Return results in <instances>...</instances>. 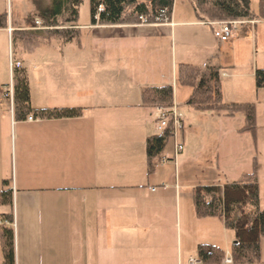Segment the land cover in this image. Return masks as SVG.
I'll use <instances>...</instances> for the list:
<instances>
[{
	"label": "crops",
	"instance_id": "obj_1",
	"mask_svg": "<svg viewBox=\"0 0 264 264\" xmlns=\"http://www.w3.org/2000/svg\"><path fill=\"white\" fill-rule=\"evenodd\" d=\"M175 3L163 25L91 26L80 25L78 18V40L65 42L30 24L40 19L38 11L22 19V0H10V5L5 0L0 9V88L10 85L13 60L27 74L34 109L83 110L75 119L29 122L11 114L8 101H0V162L7 158L11 167V178L0 191L12 193L15 264H188L190 258L198 259V245L224 248L230 256L234 238L228 241L220 220L209 226V238L221 231L223 245L214 239L194 241L184 233L191 215L190 185L181 183L178 157L174 164L148 162L152 108L142 106L141 90L176 88L178 64L218 67L224 103L254 105L260 120L264 89H256L254 76L264 70V20L239 28L221 43L193 8L178 13ZM27 32L38 46L25 45ZM136 53L148 54L151 65L144 71L130 63L128 54ZM123 72L132 101L114 106L109 103L122 96ZM173 106L177 110L174 98ZM120 108L131 112L119 113ZM184 130L183 122L176 142L184 144ZM255 141L257 149L256 136ZM169 156L164 152L163 158ZM0 207V214L11 211ZM260 251L264 253V243Z\"/></svg>",
	"mask_w": 264,
	"mask_h": 264
},
{
	"label": "trees",
	"instance_id": "obj_2",
	"mask_svg": "<svg viewBox=\"0 0 264 264\" xmlns=\"http://www.w3.org/2000/svg\"><path fill=\"white\" fill-rule=\"evenodd\" d=\"M84 0H53L51 7L37 12L47 33L57 35L65 42L77 41L79 32V8ZM91 26L138 25L143 17L151 25L161 11L167 10L168 22L174 0H88ZM197 20L205 23L264 20V0L258 3V12L251 8L250 0H191ZM101 9V12H98ZM32 18V17H31ZM30 18V19H31ZM63 19L60 21L59 19ZM159 24V23H158ZM69 25V28H66ZM35 33V32H34ZM25 45L36 47L30 42L34 34L27 32ZM29 46V47H30ZM38 46V45H37ZM255 87L264 89V70H256ZM222 71L218 67L198 68L178 64L176 87L186 88L190 93L186 105L196 112L233 118L244 115V126L239 133L255 135L256 112L251 104H226L221 90ZM14 115L26 120L75 119L82 116V109H34L30 102L29 81L26 72L15 71L13 77ZM174 89L171 86L150 87L141 90L142 106L158 109L173 107ZM169 127L160 136L150 137L146 142L148 162L153 166L163 159L164 150L170 140ZM157 163V164H156ZM150 169L152 164L149 165ZM7 185V181L3 182ZM192 203L198 218H213L223 222L224 227L234 234L230 258L232 264H261L260 241L264 238V210L260 208L257 164L252 172L242 175L238 181L219 186L196 187L192 191ZM0 206L9 207L10 213L0 214L1 264H15L13 231V198L10 191H0ZM198 259L202 264H220L224 252L217 247L198 245Z\"/></svg>",
	"mask_w": 264,
	"mask_h": 264
},
{
	"label": "rangeland",
	"instance_id": "obj_3",
	"mask_svg": "<svg viewBox=\"0 0 264 264\" xmlns=\"http://www.w3.org/2000/svg\"><path fill=\"white\" fill-rule=\"evenodd\" d=\"M8 3L10 5V0H7V5ZM250 3L252 10L257 13V0H250ZM0 4V9H4L6 6L5 0H0ZM52 4L53 0H22V19L27 18L29 15H33L34 13H36V11H39L43 8L51 7ZM175 6L178 13H183L184 10L192 8L190 0H178L177 4L175 3ZM36 20L42 21L41 19ZM89 23V1L84 0L79 8V24L84 25ZM30 24L33 25V21H31ZM51 44L57 46V40L52 39ZM84 45H87L86 42ZM72 46L76 45L72 44ZM41 50L43 52L44 48H41ZM40 52V50L36 51V59L39 58ZM128 57L129 59H132L130 63L134 66L135 69L144 71L146 67H149V65H151L149 64L151 62H149V59L147 58L148 54H128ZM126 59V56H124L123 63H127ZM31 73L34 74V71H31ZM126 78L127 72H123L122 80H124V89L121 92L122 96L118 100H113V103L109 104H114V106H124L132 101V98L129 97L130 91L127 90V88L129 89V80H127ZM97 79L98 78H95L94 80ZM189 91L190 90L186 88L176 87L174 88L173 97L174 105L177 107L178 113L182 116L185 125L184 144L179 142L184 145L183 151L177 155L178 176L181 177V183L183 185H190L189 190L191 191V206L189 204L191 215L187 218L188 227L187 229H185L184 233L188 234L194 241L199 238L198 241H204L205 243H208V241H210L209 239H214V241H220L221 245H223L224 237L221 231L219 235L209 238L211 236L209 234V226L211 224H220L221 222L219 223V221L213 218H198L196 216L192 203L191 189L192 187L200 185H223L226 183L236 182L239 180L242 174L250 173L253 167L252 163L255 162L258 167L259 175L257 176V181L259 186L260 208L264 210V115L261 114L260 120L256 117L254 136L249 133L240 134L237 132V130L241 129L244 126L243 114H237L234 119H225L222 117H216L215 115L211 114L196 112L186 105V98L190 93ZM92 105L101 104L93 103ZM129 110L130 109L127 108H120V110H118L117 112L125 114L131 112ZM262 110L263 107L261 108V111ZM149 118L150 120L148 121V126L151 128L152 135H162L163 132L157 130L159 113L157 111L155 112V110L152 109ZM35 121L39 120L37 119ZM122 124L124 126L123 122ZM3 127L7 128L5 123L3 124ZM256 130L258 131V136L256 134ZM7 133L8 130L5 129V131H3L5 143L6 141H8ZM255 136L258 137L257 149L255 146ZM180 138L181 134L179 136V140H181ZM175 141L176 140L171 137L164 150L165 154H170L169 159H173L175 156ZM5 161L6 163L3 162V160L0 162V189L3 181L8 179L10 180L11 178V167L9 159L5 158ZM173 161H175V159L169 160L166 164H174ZM2 210L3 209L0 207V213L2 212ZM221 224H223V222ZM222 226L228 234V241L231 238H234L233 233L227 230L224 227V224ZM261 243H264V238L261 239L260 244ZM222 249L226 254V250L224 248ZM260 254V262L261 264H264V253H261L260 251ZM193 256H195V254H193ZM225 258H227L226 255ZM1 262L2 253L0 248V264Z\"/></svg>",
	"mask_w": 264,
	"mask_h": 264
},
{
	"label": "built area",
	"instance_id": "obj_4",
	"mask_svg": "<svg viewBox=\"0 0 264 264\" xmlns=\"http://www.w3.org/2000/svg\"><path fill=\"white\" fill-rule=\"evenodd\" d=\"M98 12H101L99 9ZM156 25L168 24L167 10L161 11L156 19ZM256 21H232V22H218V23H208L213 27L214 37L221 43L230 41L236 31L243 26H254ZM139 26L151 25L143 17L139 18ZM33 27L36 30H45L47 27L43 26V22L40 20L33 21ZM22 65L19 62L10 60V72L12 75V80L10 85L7 87L0 88V101H8L10 103V113L13 114V98H14V88H13V77L15 71L21 70ZM159 118L157 122V130L164 132L165 129L169 127L170 137L176 140L177 136L183 129L182 116L178 113L176 108L173 106L171 108L159 107L158 108ZM27 121L33 122L35 119L32 116H28ZM183 151V145L175 141V156L173 160L177 157L179 153ZM170 159L163 158L160 162V165L167 163ZM1 224V222H0ZM188 264H202L199 259L190 258ZM223 264H232V260L229 257L223 260Z\"/></svg>",
	"mask_w": 264,
	"mask_h": 264
}]
</instances>
